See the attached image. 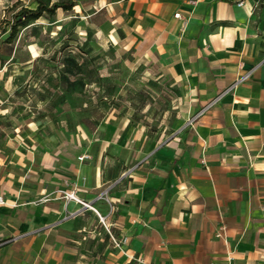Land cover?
Returning <instances> with one entry per match:
<instances>
[{
    "label": "crops",
    "instance_id": "crops-1",
    "mask_svg": "<svg viewBox=\"0 0 264 264\" xmlns=\"http://www.w3.org/2000/svg\"><path fill=\"white\" fill-rule=\"evenodd\" d=\"M118 2L122 49L177 116L150 133L115 116L72 157L44 153L0 205V264H264V0Z\"/></svg>",
    "mask_w": 264,
    "mask_h": 264
},
{
    "label": "rangeland",
    "instance_id": "rangeland-1",
    "mask_svg": "<svg viewBox=\"0 0 264 264\" xmlns=\"http://www.w3.org/2000/svg\"><path fill=\"white\" fill-rule=\"evenodd\" d=\"M52 2L53 0H47ZM0 0V17L13 4ZM126 7L118 0H78L0 36V192L22 203L44 153L72 157L115 116L148 133L177 116V91L156 78L134 51L124 52ZM78 148H77V147ZM72 151V152H71Z\"/></svg>",
    "mask_w": 264,
    "mask_h": 264
},
{
    "label": "trees",
    "instance_id": "trees-1",
    "mask_svg": "<svg viewBox=\"0 0 264 264\" xmlns=\"http://www.w3.org/2000/svg\"><path fill=\"white\" fill-rule=\"evenodd\" d=\"M35 7L13 4L0 17V36L7 34L6 42H11L22 27L41 18L43 15L53 16L58 10L70 11L78 0H34Z\"/></svg>",
    "mask_w": 264,
    "mask_h": 264
},
{
    "label": "built area",
    "instance_id": "built-area-1",
    "mask_svg": "<svg viewBox=\"0 0 264 264\" xmlns=\"http://www.w3.org/2000/svg\"><path fill=\"white\" fill-rule=\"evenodd\" d=\"M241 4V3H240ZM175 17L177 18H180V14L179 13H175L174 15ZM248 77V74L244 75L243 77H241V79L237 80L234 85H236L239 81L243 80V79H246ZM203 111H201L200 113L196 114L195 116L193 117H190L188 120H187V125H193L195 119L202 113ZM89 156L88 155H83V156H80L78 159L79 160H84V159H87ZM65 196L67 198H70V199H76L75 196H74V191L70 192V193H65ZM99 198H103V195H101ZM5 204V199L3 197V195L0 194V205H3ZM84 205H87L88 204H84ZM95 213L100 217V214L95 210ZM101 218V217H100ZM224 226L221 227V229H219V231L216 233V236L217 237H223L224 236ZM111 239H112V242L113 244L118 247L119 249H121L127 242H128V237L127 236H123L122 238H114L113 236H111Z\"/></svg>",
    "mask_w": 264,
    "mask_h": 264
}]
</instances>
